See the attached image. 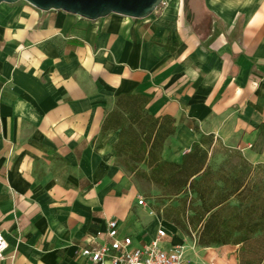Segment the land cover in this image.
Wrapping results in <instances>:
<instances>
[{"label": "crops", "instance_id": "0c3cea01", "mask_svg": "<svg viewBox=\"0 0 264 264\" xmlns=\"http://www.w3.org/2000/svg\"><path fill=\"white\" fill-rule=\"evenodd\" d=\"M123 93L175 119L163 158L204 134L264 167V0H164L97 20L0 3V264H96L81 250L107 242L112 219L134 245L156 236L158 215L115 162L117 132H101ZM170 229L166 249L184 238ZM181 245L182 264H239L236 248L200 262Z\"/></svg>", "mask_w": 264, "mask_h": 264}, {"label": "trees", "instance_id": "16d2710c", "mask_svg": "<svg viewBox=\"0 0 264 264\" xmlns=\"http://www.w3.org/2000/svg\"><path fill=\"white\" fill-rule=\"evenodd\" d=\"M150 99L142 93L120 94L103 119L101 132H117L112 146L115 162L137 182L155 186L158 198L168 201L157 207V213L193 237L198 246H239V264H264V243L258 251L252 247L264 235V167L226 147L225 159L213 167L210 152L214 144H221L204 134L180 160L163 158L165 140L175 132V119L149 114Z\"/></svg>", "mask_w": 264, "mask_h": 264}, {"label": "built area", "instance_id": "2783aa9c", "mask_svg": "<svg viewBox=\"0 0 264 264\" xmlns=\"http://www.w3.org/2000/svg\"><path fill=\"white\" fill-rule=\"evenodd\" d=\"M137 204L147 206L143 198ZM150 214H154L152 209ZM106 235L108 241L96 248H83L81 254L96 264H182L185 247L181 244L168 249L161 246V240L166 232L158 228L156 236L149 242L134 245L133 237L129 234L119 235L117 221H108ZM7 247L3 235L0 233V261L5 257Z\"/></svg>", "mask_w": 264, "mask_h": 264}, {"label": "water", "instance_id": "95a60500", "mask_svg": "<svg viewBox=\"0 0 264 264\" xmlns=\"http://www.w3.org/2000/svg\"><path fill=\"white\" fill-rule=\"evenodd\" d=\"M19 0H0L15 3ZM42 11L61 10L87 20H97L109 14L145 18L164 0H23Z\"/></svg>", "mask_w": 264, "mask_h": 264}, {"label": "rangeland", "instance_id": "374dc122", "mask_svg": "<svg viewBox=\"0 0 264 264\" xmlns=\"http://www.w3.org/2000/svg\"><path fill=\"white\" fill-rule=\"evenodd\" d=\"M225 153H226V150L224 149L223 145H219L218 143L214 144L213 150H212V152H210V159H209L210 164H212L213 167H215V168L217 166H219V164H221V162L226 157ZM232 160H233V163L237 161V159H235V158H232ZM230 166H231L230 163L224 165V167L226 169H229ZM137 189H138L137 199L143 198L144 201L150 206V208H152L154 210V213L158 215V218L156 220H158L161 228H163L164 230L170 231V233L172 235H174V232L171 231V229H170L173 225H171V224L167 223L165 220H163L161 215L159 213H157V211H156L157 207L165 206L168 203V201L161 200L158 198L159 192L157 191L155 186H153L152 184H149L146 182H137ZM176 229L178 231H180L182 236L184 237L181 244L186 245V248H187L189 253H197L199 256L201 253L204 254V255H201L202 257L200 256L201 257L200 262H207V260H208L207 256L210 257L211 255L214 256L215 258H217L218 262H229L231 255H233L235 253V251L233 252V250H235V248H236V253L239 252V246H230V245H227V246H210V247L198 246L193 237L185 235L178 228H176ZM263 243H264V235L257 237V239L252 242L253 250L258 251L259 246ZM249 253L250 252L246 253L247 256L251 254V253L250 254ZM205 255H207V256L205 257ZM224 258L226 259V261H223ZM190 260L191 259H188V262H191Z\"/></svg>", "mask_w": 264, "mask_h": 264}]
</instances>
